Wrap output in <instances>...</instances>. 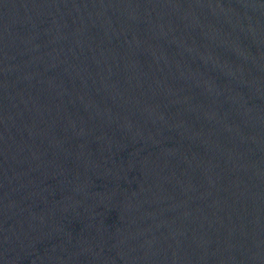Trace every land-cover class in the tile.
I'll list each match as a JSON object with an SVG mask.
<instances>
[{
    "label": "water",
    "instance_id": "obj_1",
    "mask_svg": "<svg viewBox=\"0 0 264 264\" xmlns=\"http://www.w3.org/2000/svg\"><path fill=\"white\" fill-rule=\"evenodd\" d=\"M0 264H264V0H0Z\"/></svg>",
    "mask_w": 264,
    "mask_h": 264
}]
</instances>
